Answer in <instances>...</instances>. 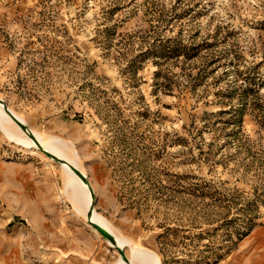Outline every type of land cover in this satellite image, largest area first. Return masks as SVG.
<instances>
[{
  "label": "rangeland",
  "instance_id": "rangeland-1",
  "mask_svg": "<svg viewBox=\"0 0 264 264\" xmlns=\"http://www.w3.org/2000/svg\"><path fill=\"white\" fill-rule=\"evenodd\" d=\"M0 97L127 254L264 264V0H0ZM36 150L0 129V264H117Z\"/></svg>",
  "mask_w": 264,
  "mask_h": 264
},
{
  "label": "bare ground",
  "instance_id": "bare-ground-1",
  "mask_svg": "<svg viewBox=\"0 0 264 264\" xmlns=\"http://www.w3.org/2000/svg\"><path fill=\"white\" fill-rule=\"evenodd\" d=\"M14 114L22 120V122L26 123L25 120L17 114L12 108H10ZM27 124V123H26ZM12 127H17L19 131L23 134L22 139H18L15 132L12 130ZM0 129H2L7 136L10 139H16L17 141L26 144L30 149H38V146L36 142L28 135V133L20 128L13 119L9 116V114L3 109L2 105L0 104ZM29 129L31 133H34L41 145L50 150L52 153L56 154L59 157L65 158L66 160L70 161L72 164L78 167V163L75 160V158L71 157L67 151L65 150V147H62L61 145H58L53 139H48L39 132L35 131L33 128L29 126ZM47 159L50 162H53L54 159L47 155ZM64 171L67 173L68 178L65 182L64 192L69 194V197L73 200L75 205L78 204H84L85 210H86V217L88 220V225L98 234L101 236V233L94 228L90 224V218L88 217V210L91 205V203L94 201V196L90 192L89 186L86 182H84L74 171L70 168L68 164H61ZM79 168V167H78ZM84 172V171H83ZM85 173V172H84ZM86 174V173H85ZM96 194V193H95ZM92 220L95 222L101 224L105 228H107L109 231H111L118 241V244L122 247H126L128 245L127 241L118 236L112 228L109 226L107 220L104 218L102 214H100L97 210H94V213L92 215ZM110 246L114 247L116 249V246L107 240ZM139 247L132 246L131 247V254H128L130 260L134 264H160L159 261H155L154 257L150 253H145L141 251ZM117 264H129L126 262L122 256L120 255V258L118 259Z\"/></svg>",
  "mask_w": 264,
  "mask_h": 264
},
{
  "label": "water",
  "instance_id": "water-1",
  "mask_svg": "<svg viewBox=\"0 0 264 264\" xmlns=\"http://www.w3.org/2000/svg\"><path fill=\"white\" fill-rule=\"evenodd\" d=\"M0 104L2 105L3 109L9 114V116L13 119V121L18 126H20V128L22 130L26 131L28 133V135L36 142L39 149H41L46 155L52 157L54 159V161L58 162L59 164H68L70 166V168L74 171V173H76L84 182H86L88 184L90 192L94 196V201L91 203L89 210H88V217L90 218V224L94 228H96L106 240L112 242L116 246V250L120 253L122 258L126 262H128L129 264H134L130 260L128 254L126 253L125 248L118 244L116 236L111 231H109L107 228H105L101 224L92 220V215L94 213V210L96 209L95 208L96 194H95L94 187H93L92 183L90 182L88 175L85 174L80 168H78L77 166L72 164L70 161L66 160L65 158L59 157L56 154L52 153L50 150L44 148L41 145V143L39 142V140L37 139V137L35 136V134L31 133L28 124L22 122V120L14 114V112L10 109V107L8 106L6 101L1 97H0Z\"/></svg>",
  "mask_w": 264,
  "mask_h": 264
},
{
  "label": "trees",
  "instance_id": "trees-1",
  "mask_svg": "<svg viewBox=\"0 0 264 264\" xmlns=\"http://www.w3.org/2000/svg\"><path fill=\"white\" fill-rule=\"evenodd\" d=\"M164 48H165L166 54H169V55H172V54H175V53L178 52V50L176 49V47H171V48H168L167 50H166V47H164Z\"/></svg>",
  "mask_w": 264,
  "mask_h": 264
}]
</instances>
